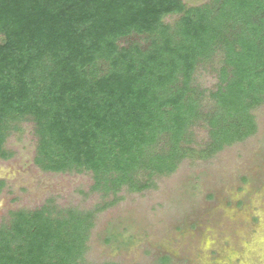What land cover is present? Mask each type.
<instances>
[{
	"label": "trees",
	"instance_id": "obj_1",
	"mask_svg": "<svg viewBox=\"0 0 264 264\" xmlns=\"http://www.w3.org/2000/svg\"><path fill=\"white\" fill-rule=\"evenodd\" d=\"M217 59L216 88L197 85ZM262 104L264 0H0V159L31 122L36 166L91 173L102 199L88 211L50 200L11 213L0 264H84L97 216L124 190L153 189L186 160L244 142Z\"/></svg>",
	"mask_w": 264,
	"mask_h": 264
},
{
	"label": "rangeland",
	"instance_id": "obj_2",
	"mask_svg": "<svg viewBox=\"0 0 264 264\" xmlns=\"http://www.w3.org/2000/svg\"><path fill=\"white\" fill-rule=\"evenodd\" d=\"M182 1L192 7L210 0ZM218 61L198 69L197 85L216 88ZM253 114L258 129L244 142L209 161L186 160L174 174L157 177L153 189L124 190L119 203L97 216L84 264H159L162 257L169 264H264V104ZM21 128L6 143L13 156L0 159V227L10 223L11 213L35 211L50 200L82 211L102 203L91 190V173L40 170L34 125ZM194 133L200 144L208 140L206 129Z\"/></svg>",
	"mask_w": 264,
	"mask_h": 264
}]
</instances>
